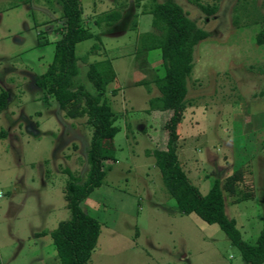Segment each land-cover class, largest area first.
<instances>
[{
  "label": "rangeland",
  "instance_id": "rangeland-1",
  "mask_svg": "<svg viewBox=\"0 0 264 264\" xmlns=\"http://www.w3.org/2000/svg\"><path fill=\"white\" fill-rule=\"evenodd\" d=\"M174 1L209 33L194 48L179 161L203 194L215 177L223 182L242 167V188L251 185L254 195L236 201L225 192L226 213L242 238L255 243L264 214V44L255 42L264 0H198L216 4L210 16L192 0ZM148 2L81 0L83 23L100 36L101 47L93 54L99 40L77 43V55L89 53L78 61L77 79L94 92L88 63L112 58L116 76L105 97L120 128L117 160L106 162L111 169L102 185L81 203L101 223L89 264H246L218 224L176 211L154 157L146 155L165 138L163 116L145 113L160 91L153 81L149 88L139 83L161 66L160 50L148 52L144 70L133 58L137 37L153 30L152 15L144 13ZM114 9L120 18L112 26L95 24ZM62 13L59 0H0V91L8 93L0 111V264H60L49 233L71 217L66 169L84 180L89 166L92 126L86 117H67L35 82L52 61Z\"/></svg>",
  "mask_w": 264,
  "mask_h": 264
},
{
  "label": "trees",
  "instance_id": "trees-1",
  "mask_svg": "<svg viewBox=\"0 0 264 264\" xmlns=\"http://www.w3.org/2000/svg\"><path fill=\"white\" fill-rule=\"evenodd\" d=\"M30 2L31 0H21ZM194 1L207 16L217 10L215 5H205ZM62 5L63 25L61 36L55 42L54 54L48 68L37 76L36 85L46 97H54L59 108L69 118L86 117L92 126V136L87 149L88 170L86 178L81 180L70 169H66L68 180L65 185L66 206L71 211L69 219L61 220L49 233L53 240L60 264H89L97 245L101 223L85 211L81 203L96 188L102 185L111 165L107 161H116L114 137L120 128L116 125V114L108 103L105 94L108 84L115 79L116 71L111 57L96 59L88 63L86 78L93 85L94 92L85 83L77 79L78 61L87 60L89 53H97L101 47L100 36L86 27L82 19L81 0H59ZM144 13L152 15L153 30L141 33L133 49L134 59L139 67L151 64L147 55L154 49L160 50L161 66L154 68L151 79H142L139 83L149 88L150 81L156 83L160 95L151 97L145 113L156 111L163 116L162 127L165 138L162 146L146 151L155 159L166 191L175 199L176 211L181 214L195 213L208 223H216L224 231L230 242L235 245L246 264L264 262V214L263 225L255 243H249L241 236L236 220L226 213L224 193L235 195L236 201L254 195L251 185L243 189L245 181L241 166L225 180L215 177L211 187L203 194L183 169L177 154L179 139L178 126L186 108L188 78L192 72L194 48L209 36L207 30L197 26L182 6L174 0H149ZM120 18L116 9L106 11L95 19L100 27L103 23L110 27ZM135 28V22L133 24ZM99 40L93 43L89 53L79 56L77 43L86 39ZM255 42L264 44V27L255 34ZM153 69V68H152ZM8 93L0 91V111L6 109ZM161 125V124H160ZM253 187V186H252ZM243 190L245 191L243 193ZM40 231L37 234H46Z\"/></svg>",
  "mask_w": 264,
  "mask_h": 264
},
{
  "label": "built area",
  "instance_id": "built-area-1",
  "mask_svg": "<svg viewBox=\"0 0 264 264\" xmlns=\"http://www.w3.org/2000/svg\"><path fill=\"white\" fill-rule=\"evenodd\" d=\"M1 196V195H0Z\"/></svg>",
  "mask_w": 264,
  "mask_h": 264
}]
</instances>
